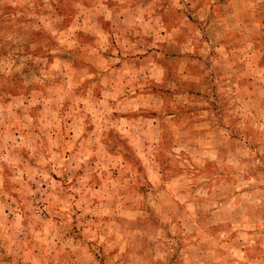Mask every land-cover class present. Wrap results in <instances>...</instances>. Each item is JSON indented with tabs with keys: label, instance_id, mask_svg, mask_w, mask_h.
Masks as SVG:
<instances>
[{
	"label": "rangeland",
	"instance_id": "rangeland-1",
	"mask_svg": "<svg viewBox=\"0 0 264 264\" xmlns=\"http://www.w3.org/2000/svg\"><path fill=\"white\" fill-rule=\"evenodd\" d=\"M0 264H264V0H0Z\"/></svg>",
	"mask_w": 264,
	"mask_h": 264
}]
</instances>
